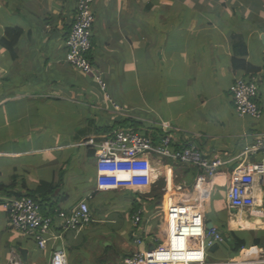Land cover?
Returning <instances> with one entry per match:
<instances>
[{
  "label": "crops",
  "instance_id": "obj_1",
  "mask_svg": "<svg viewBox=\"0 0 264 264\" xmlns=\"http://www.w3.org/2000/svg\"><path fill=\"white\" fill-rule=\"evenodd\" d=\"M18 1L0 0V138L5 135L13 143L11 149L0 146V186L4 187L0 188V264H14V257L23 264H51L53 254L59 250L66 254L68 264H73L74 252L68 253L67 249L71 252L76 249L84 264H99V259L94 261L92 254L82 247L94 232L96 235L91 240H100L102 236L108 241L106 232L117 238L120 235L118 221L113 216L119 213L123 220L131 223L128 232L120 231L122 237L129 239L126 250L118 252L116 245L103 242L99 253L111 247L110 252L115 257L110 264H122L137 251L171 243V227L177 222L175 213L170 215L171 208L183 209L188 216L197 214L193 220L198 228L196 234L187 237V241L178 239L177 246L202 250L207 264H214L207 260L210 252L220 245H230L231 250L228 249L223 261L215 263L263 253L264 150L253 153L251 148L264 137V3L261 0H94L92 49L88 57L95 73L99 74L93 83L90 75L95 74L84 73L66 60V42L75 22L78 1L21 0L20 4ZM9 27L22 30L13 49L3 44ZM237 44L246 50L243 57L256 73L233 67L234 58L241 57L234 49ZM152 68L171 76L167 81L164 77L163 83L158 80L160 86L157 84L154 89L159 88L161 93L154 91V96H170L171 103L177 106L178 99L185 95V101L179 103L177 110H168V121L142 117L138 114L142 111L140 105L129 103L126 107L115 98L128 92V83L151 87L155 81L145 82L144 78L148 81L147 70ZM248 74L260 80L258 104L263 112L259 119L240 116L232 100V85ZM97 78L105 84L104 89ZM179 78H189L192 84L187 87L193 88V92L178 94L181 84L172 79L179 81ZM171 87L175 88L173 92H169ZM99 105L101 107L97 108ZM164 107L171 108L166 101ZM181 107L184 109L180 110ZM47 119L64 124L71 121L73 134L72 129L68 133L60 123ZM127 119L140 124L132 128L150 134L155 143L172 135L175 145L172 150L182 151L191 146L188 143H193L205 159L220 164L216 174L211 176L203 168L170 159L166 162L168 158H143L136 164L134 187L108 191L132 200L127 202L129 209H134V201L140 206L134 213L129 212L127 218L120 211L97 221L90 203L97 193L96 188L91 189L92 180L96 183L97 179L96 159L94 150L83 143L89 139L103 140L120 129L115 128L119 120ZM88 121L92 127H88ZM61 133L74 135L77 142L61 146L38 145L40 137ZM66 148L83 150L80 156L85 171L76 166V173L66 158L53 161L49 167L52 174L45 173L41 169L45 159L61 154ZM56 162L60 167L53 165ZM241 163L262 165L263 173L261 179H254L251 185L247 197L249 205L235 209L229 201V190L234 171ZM59 168L61 173L58 174ZM45 174H51L53 181L49 182L59 186L51 198L49 216H58L91 196V223L97 226L90 223L77 231L64 233L56 230L61 237L52 239L48 248L40 251L33 239L32 246L26 245L25 240L18 238L16 232L19 231L9 226L6 205L10 199L18 198L17 194L28 197L38 179L45 182ZM79 181L86 183L85 189H78ZM73 183L78 185L75 198L70 189L62 192L66 185ZM177 186H182V190H176ZM194 194L201 196L196 197V202H181L194 198ZM172 199L173 204H170ZM214 201L226 208L230 225L226 234L215 220L207 218L208 205ZM135 215L141 217L137 226L133 221ZM102 222L106 227L101 228ZM210 222L213 227L209 229ZM212 229L219 232V240L206 237ZM68 233L71 235L66 236ZM235 236L245 240V247L237 255L229 242ZM137 240L143 244L137 245ZM22 251H26L25 255Z\"/></svg>",
  "mask_w": 264,
  "mask_h": 264
},
{
  "label": "built area",
  "instance_id": "obj_2",
  "mask_svg": "<svg viewBox=\"0 0 264 264\" xmlns=\"http://www.w3.org/2000/svg\"><path fill=\"white\" fill-rule=\"evenodd\" d=\"M77 1V15L71 35L66 42V60L84 73L95 74V69L88 57L92 49V26L95 20L92 8L94 0ZM97 80L104 89L105 84L101 78H97ZM259 87V77L253 74L237 79L232 85V100L240 116H249L254 119H259L262 116L263 111L258 104ZM172 142H174L173 136L170 135L161 142L155 143L153 138L133 128L116 129L112 135L101 141L89 139L83 145L94 150L97 192L119 191L134 187L132 184L136 178V164L141 159L150 156L168 158L182 164L203 168V171L211 176L216 174L220 163L205 159L193 143H188L191 145L189 148L177 151L172 150L175 147ZM261 150H264V137L259 138L251 148L253 153ZM262 173V165L239 164L234 171L229 190V201L233 208L240 209L249 205L250 201L247 197L251 185L254 179L258 181L261 179ZM176 188V190H182V186ZM193 196L194 198L183 199L181 202H196V197H199L200 194ZM90 199L91 196L82 200L74 208L63 211L55 217L43 214L40 200H35L29 196L10 199L6 205L10 215L9 226L13 230L31 237L38 248L43 251L48 248L52 239L58 240L61 237L57 233L77 231L92 222ZM170 204H173V199L170 200ZM171 209L170 215L175 213L173 216L177 219L176 224L171 227L173 233L171 243L166 246L158 245L153 250L137 251L132 256L125 258L122 264H207L202 250L192 251L184 246H177L178 239L187 241V237L196 234L198 228L193 220L197 214L188 216L182 211L183 209ZM133 221L134 225L137 226L141 221L140 215H135ZM56 230L61 231L56 233ZM206 237L217 241L220 239V234L217 229H212ZM135 243L137 245L143 244L140 240L135 241ZM210 243V245L213 244V242ZM15 259L14 257V264H23ZM51 264H68L66 254L63 251H56L52 256ZM214 264H264V252L246 259H232L228 262Z\"/></svg>",
  "mask_w": 264,
  "mask_h": 264
},
{
  "label": "rangeland",
  "instance_id": "obj_3",
  "mask_svg": "<svg viewBox=\"0 0 264 264\" xmlns=\"http://www.w3.org/2000/svg\"><path fill=\"white\" fill-rule=\"evenodd\" d=\"M261 1L264 3L263 0H261ZM18 2L20 4L21 0H19ZM25 20H27V19L25 18ZM263 62H264V59H263ZM147 72H148V74L146 75V77L148 78L147 79L148 81H146V79L144 78L145 82H150L151 80L157 82L156 84H155V82L152 84V86H151L152 88L147 87V86H144V87H139L138 85L134 86V83H133V85L131 83H128V86H129L128 92L125 94L120 93L119 95L115 96V98L118 102H120L122 105H124L126 107H129V103H132L136 106L140 105L142 111L138 114L141 115L142 117L144 116L146 118H153L157 121L158 120H167L168 121L169 120V119H167L168 118V116H167L168 110H171V111L177 110V108L179 107V103L185 101V95L182 98L178 99L177 106H175L171 103L170 98H169L170 96H166V97L164 95L154 96L153 95L154 91L158 90L160 92L159 88L154 89V87H156L157 84L160 86V84L158 83V80L160 81V83H163L164 77H165V81H167V78H168V80H170L171 76L166 71L158 72V71H155L154 68H152L151 70L148 69ZM97 74H99V73L97 72V73H95V75H91L93 83H96L95 78H96ZM142 75L144 76V74H142ZM172 80H173V82H177V83L181 84V87L178 88V92H179L178 94L183 95V92H185V94H186V92L193 90V88L189 89L187 87L189 84L190 85L192 84L189 78H186L183 80L179 78V81H176L175 79H172ZM168 90H169V88H167V91ZM174 90H175V88L171 87L169 92H173ZM99 91H100L101 95H103L104 91L101 88L99 89ZM178 97H181V96L179 95ZM230 97H231V95H230ZM164 101H166V103H168L171 108L165 109ZM96 107L99 108V107H101V105L96 106ZM150 108H154V110L150 109ZM183 109L184 108H182V107L180 108V110H183ZM116 112H117V110H116ZM113 115H117V114H113ZM211 116H213L212 112H211ZM48 121L51 123H60L63 130H67L68 133L72 129V127H70L71 121H66L67 123H65V124L63 123V121H59V120H48ZM88 122H89L88 127H92L91 122L90 121H88ZM149 123L152 124V122H149ZM132 127H134V123L132 121H128V120L122 121L120 123V126H119V128H124V129L132 128ZM73 132H74V129H72V134H73ZM55 134H57V132ZM72 134L68 135V136L64 135L62 133L60 135H54V136L53 135L50 136L49 134H46V136H44L43 138L40 137V141H39L38 145L40 144V145H45V146H54V145L61 146L62 144L66 145L70 142L75 143V142H77V140H76L75 136ZM59 137H61V139H59ZM69 138H71V139L69 140ZM0 140H1L0 143H2L0 146L2 148L11 149V147L13 145L11 139H8V137L3 135L0 138ZM33 144H35V142H33ZM82 153H83V150L77 151V150H75V148H66L61 154L53 156V158H51V159H48V158L45 159V165L41 169L42 170L44 169L45 173L49 172L52 174V170H49V167H52V166H50V165H52V162L53 161H62V160L67 158V160H69V162L71 164L72 170H74L76 173L78 172V170L76 169V166H78L83 171H85V169H83L84 160L80 156V154H82ZM146 159H149V158H146ZM167 161H169V159H167L166 162ZM53 165L60 167L58 162L54 163ZM60 170H61V168H59L57 170L58 174H59ZM50 175L45 174V176H46L45 182L53 181V179ZM35 176H36V178H38L36 172H35ZM78 177L79 178L82 177L87 183H89V181L86 180L83 175L78 174ZM208 179H209L208 181H210L211 177H209ZM42 181L43 180L38 179V183L35 184L33 186V188L36 189L39 186L38 184H40V182H42ZM92 183L94 185L91 187V189L94 190L96 188V183L93 180H92ZM78 184H79L78 189L82 190V189L86 188V183L79 181ZM77 186H78L77 183H73L70 186L66 185L62 192H66L67 190L70 189L73 192L72 197L75 198V196L77 194V192L75 191V187H77ZM78 193H81V192H78ZM73 198H72V200H73ZM79 200H80V198L78 200H76V203H78ZM127 202L131 203L132 200H130V199L125 200V198H123L122 196H119L118 194H111L109 192H97L95 194V199L93 201L92 200L90 201L92 207L95 209L93 211V213H94V218L97 221L102 220V217H103V219H104V217H112V215L115 212H120V211H123L125 218H127L128 213L131 212V209H129V207L127 206V204H128ZM113 206H114V208H112ZM108 207H111L112 209L109 211H105L108 209ZM102 209H103V211H102ZM208 209H209V212H208L207 218L210 219L211 221L215 220L214 221L215 224L219 226L220 230L224 234L228 233L230 231V225H229V222L227 219L226 208L220 207V205H218L216 203V201H214L208 205ZM121 216L122 215L120 213L113 216V218L118 221L117 233L120 235L117 236V238H115L111 232L104 233V235H106V237H108V241H105L107 238L102 239L103 238L102 236L100 238V235L98 236L100 238V240H94V239L91 240V237L95 236L96 232H94L92 235L88 236V239L86 241L87 245L86 246L83 245L82 249H84L85 251L92 254V256H93L92 259L94 261L98 260V259H99V261H102L103 257H107L109 255H110L109 258H113V255H111L110 253L109 254H106V252L99 253L103 248L102 247L104 245L103 242L104 243L109 242L110 243L109 245H112V243H113V245H116V249L118 252H122V250L125 249L126 245L128 244L127 242L129 241V239H127L126 236L122 237L121 236L122 234L120 233V231L123 230V231L128 232L131 229V223H129L126 219L123 220ZM107 219L108 218H106V220ZM91 225L97 226V223H93V224L91 223ZM104 227H106V225H105V223L102 222L101 228H104ZM16 233L18 234V238L22 239V241L25 240L27 242L26 245L32 246V244L30 243L31 241H33L31 237L25 236L21 232H16ZM70 235H71V233L66 234V236H70ZM248 235H250V234H248ZM112 236L114 237L113 239H115V240H112ZM250 236L252 237V235H250ZM116 249H115V252H116ZM228 249L231 250L230 245H229V247H228V245H220L219 247H217L216 249H213L210 252L211 254H210L207 261L211 262V263L223 261V257L227 256ZM31 251H33L32 248H31ZM67 252L68 253L74 252L72 254V257L74 259L73 264H84V260L80 257L79 252L76 251V249H74L72 252L67 249ZM31 255H33V252H31Z\"/></svg>",
  "mask_w": 264,
  "mask_h": 264
},
{
  "label": "trees",
  "instance_id": "obj_4",
  "mask_svg": "<svg viewBox=\"0 0 264 264\" xmlns=\"http://www.w3.org/2000/svg\"><path fill=\"white\" fill-rule=\"evenodd\" d=\"M21 33H22V30H20V29L12 28V27L7 28L6 37L3 39V44L5 45V47L8 49H13L14 46L17 44V42L21 36ZM234 49L236 51V54L240 55L241 57L234 58L233 67L236 70H244L247 73H256L257 71L254 68H252L249 65V63L245 60V58L243 57L244 54H246V50L242 47V45L237 44V45H235ZM127 120L132 121L129 119H127ZM122 121H126V120H119L117 122L115 128H118ZM133 123H134V127H140L141 126L137 122H133ZM147 136L150 137V134H147ZM0 188H4V187L0 186ZM58 188H59L58 185H53L51 183L42 182L36 189L30 191L28 196L35 199V200H40L42 210L44 211L45 216H49L48 211L52 212L51 211L52 205H50L51 198L55 195ZM21 196L22 195H20V194L16 195V197H18V198ZM139 206H140V203L137 201L136 202L134 201V206H133L134 209H131V213H134V210H136ZM229 242H231V244H232V252H234V254H236V255L245 247L244 238L239 237V236L238 237L235 236L233 239L230 238ZM257 244L259 245L260 243H257ZM110 249H112V248L111 247L104 248V251L106 252V254H109V253L111 254ZM111 255H113V258L115 257V254H111ZM109 256L103 257L102 261H100L99 264H110L111 258H109Z\"/></svg>",
  "mask_w": 264,
  "mask_h": 264
},
{
  "label": "water",
  "instance_id": "obj_5",
  "mask_svg": "<svg viewBox=\"0 0 264 264\" xmlns=\"http://www.w3.org/2000/svg\"><path fill=\"white\" fill-rule=\"evenodd\" d=\"M213 227V223H208V228L210 229V228H212ZM108 244V243H107ZM152 249H154V247H152ZM60 251V250H59ZM23 252V254L25 255V253H26V251H22Z\"/></svg>",
  "mask_w": 264,
  "mask_h": 264
},
{
  "label": "bare ground",
  "instance_id": "obj_6",
  "mask_svg": "<svg viewBox=\"0 0 264 264\" xmlns=\"http://www.w3.org/2000/svg\"><path fill=\"white\" fill-rule=\"evenodd\" d=\"M260 218V217H259Z\"/></svg>",
  "mask_w": 264,
  "mask_h": 264
}]
</instances>
